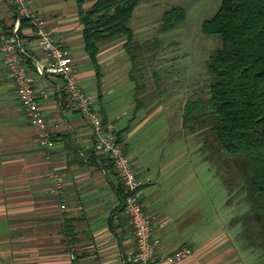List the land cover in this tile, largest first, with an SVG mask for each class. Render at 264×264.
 I'll list each match as a JSON object with an SVG mask.
<instances>
[{
  "label": "crops",
  "instance_id": "crops-1",
  "mask_svg": "<svg viewBox=\"0 0 264 264\" xmlns=\"http://www.w3.org/2000/svg\"><path fill=\"white\" fill-rule=\"evenodd\" d=\"M27 1L72 58L80 85L94 97L97 111L120 132L132 167L144 181L145 210L154 220L164 221L152 233L160 264H255L251 251L236 241L237 226H229L227 217L215 229L207 213L205 223L200 222L204 215L190 190H183L184 181L174 177L176 166H154L134 151L126 141L130 124L119 125L117 116L107 113L102 105L101 49L97 80L83 48L76 0ZM92 2L85 1L83 7ZM0 18L8 26L14 21L6 0H0ZM20 41L35 88L48 93L40 105L53 140L48 150L38 142L37 128L23 114L0 53V260L4 264H132L135 241L122 211L119 178L107 162L93 160L90 126L62 93V81L35 74L34 62L46 60L30 26L21 29ZM92 80L95 89L90 87ZM51 171L62 179L57 196L50 192ZM182 246L189 247L191 254L169 261Z\"/></svg>",
  "mask_w": 264,
  "mask_h": 264
},
{
  "label": "trees",
  "instance_id": "trees-1",
  "mask_svg": "<svg viewBox=\"0 0 264 264\" xmlns=\"http://www.w3.org/2000/svg\"><path fill=\"white\" fill-rule=\"evenodd\" d=\"M140 1L93 0L83 7L85 0H76L83 48L97 80L101 77L97 61L101 46L123 41L131 62L136 109L143 104L138 97L144 86L133 75L140 70L139 47L129 20ZM184 18L183 8L171 7L163 12L159 29L172 30ZM26 26L30 25L22 19L19 39ZM201 31L217 35L220 45L206 60L208 93L184 102L181 126L200 137L204 161L227 189L226 204L230 206L234 194L246 206L230 218L229 226L240 228L245 247L260 264L264 262V0H221L214 15L202 22ZM92 156L112 167L107 158ZM118 193L122 199L121 187Z\"/></svg>",
  "mask_w": 264,
  "mask_h": 264
},
{
  "label": "rangeland",
  "instance_id": "rangeland-1",
  "mask_svg": "<svg viewBox=\"0 0 264 264\" xmlns=\"http://www.w3.org/2000/svg\"><path fill=\"white\" fill-rule=\"evenodd\" d=\"M85 1L88 5L92 0ZM220 2L141 0L137 4L129 26L139 47L136 54L140 70L133 75L135 82L144 86L138 97L143 103L139 109L134 110L135 83L129 77L131 62L123 41L103 44V61L100 62L102 71H105L101 87L102 105L107 113L117 116L119 125L130 124L126 141L134 151L152 160L154 166H176L174 177L184 181L182 186L186 189L183 190H190L196 206L204 215L200 222L205 223L207 213L208 223L212 219L215 229L221 227L227 217L230 220L240 215L246 206L234 194L230 206L226 204L228 192L225 185L204 161L199 149L200 137L188 134L182 128L181 115L187 99L208 93L210 74L206 60L219 47L220 40L217 35L202 33L201 25L214 15ZM176 6L183 8L184 20L172 30L160 31L163 12ZM91 84L90 87L95 89L94 80ZM83 87L88 89L89 85ZM237 230L236 241L244 248L241 230L239 227Z\"/></svg>",
  "mask_w": 264,
  "mask_h": 264
},
{
  "label": "built area",
  "instance_id": "built-area-1",
  "mask_svg": "<svg viewBox=\"0 0 264 264\" xmlns=\"http://www.w3.org/2000/svg\"><path fill=\"white\" fill-rule=\"evenodd\" d=\"M11 8L14 21L6 25L0 18V53L6 73L14 87L17 101L28 123L37 128V140L46 150L52 144L53 134L47 127L46 118L40 105L48 93L37 90L34 77L25 64L26 53L18 36L20 21L26 20L32 30L37 47L46 62H34L36 75H51L62 81V93L69 99L82 118L89 124L93 150L96 155L107 158L120 180L122 191V211L132 230L135 250L132 264H160L156 257L157 240L152 238L155 227L162 228V219L154 220L145 210L142 200L143 179L132 167L130 157L118 139L115 124L104 121L95 107L94 97L80 85L72 58L55 39L53 31L46 26L41 16L29 5L27 0H6ZM57 125H54L56 127ZM50 192L59 195L62 179L51 171ZM63 207V205H61ZM191 254L187 246L179 247L169 261H180ZM0 264H4L0 260Z\"/></svg>",
  "mask_w": 264,
  "mask_h": 264
}]
</instances>
